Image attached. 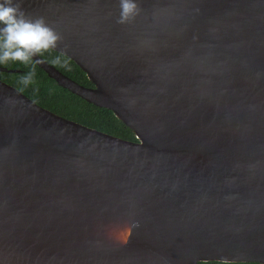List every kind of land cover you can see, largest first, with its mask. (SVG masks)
Returning <instances> with one entry per match:
<instances>
[{"label":"water","instance_id":"obj_1","mask_svg":"<svg viewBox=\"0 0 264 264\" xmlns=\"http://www.w3.org/2000/svg\"><path fill=\"white\" fill-rule=\"evenodd\" d=\"M19 2L137 140L0 79V264H264V0Z\"/></svg>","mask_w":264,"mask_h":264},{"label":"trees","instance_id":"obj_2","mask_svg":"<svg viewBox=\"0 0 264 264\" xmlns=\"http://www.w3.org/2000/svg\"><path fill=\"white\" fill-rule=\"evenodd\" d=\"M40 56L56 67L63 74L86 87H92L87 75L68 57L49 50ZM16 73L0 72V79L23 92L38 105L90 128L126 139L136 141L134 132L127 128L112 111L88 103L79 96L60 87L32 60L25 64L10 61L0 64ZM32 73V80L28 85L22 83L23 78ZM206 264H221L210 262Z\"/></svg>","mask_w":264,"mask_h":264},{"label":"clouds","instance_id":"obj_3","mask_svg":"<svg viewBox=\"0 0 264 264\" xmlns=\"http://www.w3.org/2000/svg\"><path fill=\"white\" fill-rule=\"evenodd\" d=\"M118 23L124 24L139 14L136 0H119ZM61 35L44 18H31L19 0H0V64L10 61L29 63L33 57L56 49ZM32 73L22 83L28 85Z\"/></svg>","mask_w":264,"mask_h":264},{"label":"flooded vegetation","instance_id":"obj_4","mask_svg":"<svg viewBox=\"0 0 264 264\" xmlns=\"http://www.w3.org/2000/svg\"><path fill=\"white\" fill-rule=\"evenodd\" d=\"M206 263H210V262H201L199 264H206ZM221 264H259V263H224V262H218Z\"/></svg>","mask_w":264,"mask_h":264}]
</instances>
